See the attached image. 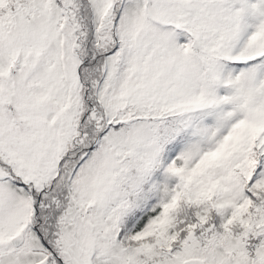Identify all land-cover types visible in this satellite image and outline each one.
I'll use <instances>...</instances> for the list:
<instances>
[{"label":"snow or ice","instance_id":"obj_1","mask_svg":"<svg viewBox=\"0 0 264 264\" xmlns=\"http://www.w3.org/2000/svg\"><path fill=\"white\" fill-rule=\"evenodd\" d=\"M0 264H264V0H0Z\"/></svg>","mask_w":264,"mask_h":264}]
</instances>
